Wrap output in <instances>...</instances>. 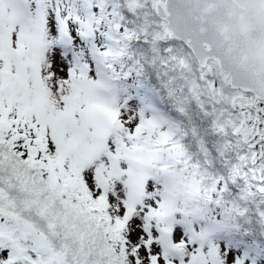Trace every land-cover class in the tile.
<instances>
[{"label": "snow or ice", "instance_id": "obj_1", "mask_svg": "<svg viewBox=\"0 0 264 264\" xmlns=\"http://www.w3.org/2000/svg\"><path fill=\"white\" fill-rule=\"evenodd\" d=\"M0 264H264V0H0Z\"/></svg>", "mask_w": 264, "mask_h": 264}]
</instances>
